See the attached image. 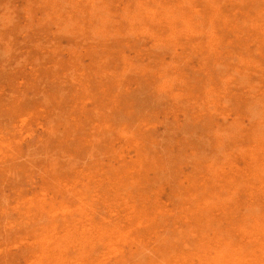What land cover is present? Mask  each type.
I'll return each mask as SVG.
<instances>
[{
	"label": "rangeland",
	"instance_id": "374dc122",
	"mask_svg": "<svg viewBox=\"0 0 264 264\" xmlns=\"http://www.w3.org/2000/svg\"><path fill=\"white\" fill-rule=\"evenodd\" d=\"M0 264H264V0H0Z\"/></svg>",
	"mask_w": 264,
	"mask_h": 264
}]
</instances>
